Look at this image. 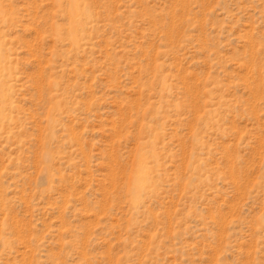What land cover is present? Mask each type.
Masks as SVG:
<instances>
[{"label":"rangeland","instance_id":"1","mask_svg":"<svg viewBox=\"0 0 264 264\" xmlns=\"http://www.w3.org/2000/svg\"><path fill=\"white\" fill-rule=\"evenodd\" d=\"M0 264H264V0H0Z\"/></svg>","mask_w":264,"mask_h":264},{"label":"bare ground","instance_id":"2","mask_svg":"<svg viewBox=\"0 0 264 264\" xmlns=\"http://www.w3.org/2000/svg\"><path fill=\"white\" fill-rule=\"evenodd\" d=\"M142 185V184H141Z\"/></svg>","mask_w":264,"mask_h":264}]
</instances>
